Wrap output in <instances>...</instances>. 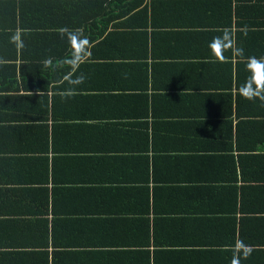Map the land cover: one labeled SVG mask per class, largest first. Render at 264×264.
I'll list each match as a JSON object with an SVG mask.
<instances>
[{
    "label": "crops",
    "instance_id": "crops-1",
    "mask_svg": "<svg viewBox=\"0 0 264 264\" xmlns=\"http://www.w3.org/2000/svg\"><path fill=\"white\" fill-rule=\"evenodd\" d=\"M0 1L16 23L0 53H17L13 82L0 72V264H231L241 241L240 264H264V102L238 91L264 59V0ZM71 25L90 47L63 99L70 69L43 61L67 57ZM225 30L244 56L210 63Z\"/></svg>",
    "mask_w": 264,
    "mask_h": 264
},
{
    "label": "clouds",
    "instance_id": "clouds-1",
    "mask_svg": "<svg viewBox=\"0 0 264 264\" xmlns=\"http://www.w3.org/2000/svg\"><path fill=\"white\" fill-rule=\"evenodd\" d=\"M59 34L61 38L66 39L68 42V55L65 59L55 63L51 57L46 58L43 61V66L53 72L57 69H63L65 66L70 69L64 80L67 88L62 94V98L67 99L74 95L77 87L85 81V75L83 73L79 76H76L75 73L78 71L81 63L86 61L90 44L88 39L83 35V32L79 29L69 30L67 28H62ZM11 42L16 44L17 48L23 47L19 34L12 36ZM208 47L211 52L209 58L210 63L225 62L226 58L223 53L228 50H233L239 57L244 56V49L235 46V41L233 40L230 30H225L220 36L214 37ZM245 63L246 71L249 75L239 86V95L248 101L259 99L264 102V59L249 57L246 59ZM40 94H42V92ZM252 251L253 249L244 245L242 241L238 242L233 249L234 255L231 264H240V254L242 253L243 257L246 259L251 255Z\"/></svg>",
    "mask_w": 264,
    "mask_h": 264
},
{
    "label": "trees",
    "instance_id": "trees-1",
    "mask_svg": "<svg viewBox=\"0 0 264 264\" xmlns=\"http://www.w3.org/2000/svg\"><path fill=\"white\" fill-rule=\"evenodd\" d=\"M2 4H3L2 1H0V6ZM36 10H37L36 13H40L41 12V7L37 8ZM0 12H1V9H0ZM4 20H5V17L3 18V21L2 20L0 21V36H3V35H1V33H4V32H7V33L12 32V29H15V27H16L15 26L16 23H14V24H10L9 22L5 23ZM18 26L20 27V25H18ZM72 28H74V25H71V28H68V29L69 30H74ZM34 29H35V32H42L41 31L42 30L41 26H38V24L35 26ZM16 55H17L16 51L14 52V55H13V53H9L8 56H4V55H2L0 53V72L2 71V74H4L5 73L3 71L4 69H8L9 70V71H6L8 77L2 78L1 79L2 82H3V80L4 81H10L11 83L13 82L12 80L16 76V72H15L16 67H15V65H12V63H2V61H5V60L8 61L10 59H13L15 61L16 58H17ZM20 59L22 61H25V60L28 61L27 60L28 58L25 56V52H23V50L21 52V58ZM35 67H38V66L34 65V63H30V65H26V67H23L22 69H20V72H21V74H23L22 73L23 71H26L28 69H34ZM103 67H105L104 70L106 72L122 73V69H121L122 65H118V67H117V66H111V65H109V63H107V65H104ZM113 68H115V69H113ZM11 70H14L12 74H11V72H12Z\"/></svg>",
    "mask_w": 264,
    "mask_h": 264
}]
</instances>
